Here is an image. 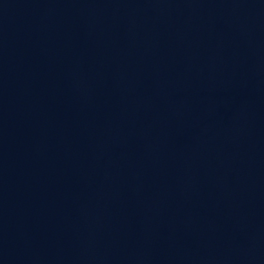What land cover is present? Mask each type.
Listing matches in <instances>:
<instances>
[{
  "label": "water",
  "instance_id": "95a60500",
  "mask_svg": "<svg viewBox=\"0 0 264 264\" xmlns=\"http://www.w3.org/2000/svg\"><path fill=\"white\" fill-rule=\"evenodd\" d=\"M0 264H264V0H0Z\"/></svg>",
  "mask_w": 264,
  "mask_h": 264
}]
</instances>
